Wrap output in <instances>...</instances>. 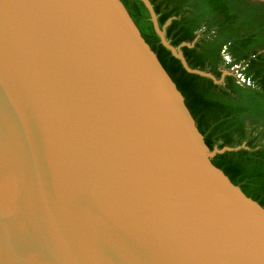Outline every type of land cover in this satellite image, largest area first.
Instances as JSON below:
<instances>
[{"label": "water", "instance_id": "1", "mask_svg": "<svg viewBox=\"0 0 264 264\" xmlns=\"http://www.w3.org/2000/svg\"><path fill=\"white\" fill-rule=\"evenodd\" d=\"M138 1L187 73L229 75ZM239 148L205 145L121 0H0V264H264V208L211 163Z\"/></svg>", "mask_w": 264, "mask_h": 264}, {"label": "trees", "instance_id": "2", "mask_svg": "<svg viewBox=\"0 0 264 264\" xmlns=\"http://www.w3.org/2000/svg\"><path fill=\"white\" fill-rule=\"evenodd\" d=\"M159 27L173 18L165 37L182 47L191 69L220 80L223 70L238 67L245 82L226 75L220 84L187 73L155 34L138 0H121L141 36L184 98L205 145L237 148L215 155L211 163L264 208V1L149 0ZM229 57V61L224 60ZM245 144V147H241Z\"/></svg>", "mask_w": 264, "mask_h": 264}, {"label": "rangeland", "instance_id": "3", "mask_svg": "<svg viewBox=\"0 0 264 264\" xmlns=\"http://www.w3.org/2000/svg\"><path fill=\"white\" fill-rule=\"evenodd\" d=\"M254 1H264V0H254ZM223 72H224V73H227V74H229V75H234V76L237 75V74H236V70H235V68L232 69V70H223Z\"/></svg>", "mask_w": 264, "mask_h": 264}, {"label": "flooded vegetation", "instance_id": "4", "mask_svg": "<svg viewBox=\"0 0 264 264\" xmlns=\"http://www.w3.org/2000/svg\"><path fill=\"white\" fill-rule=\"evenodd\" d=\"M224 60L226 62V59H224ZM227 61H229V57L228 56H227ZM237 69H238V67L235 66V70H237ZM235 77L240 83L243 82L242 76L240 74H237Z\"/></svg>", "mask_w": 264, "mask_h": 264}, {"label": "built area", "instance_id": "5", "mask_svg": "<svg viewBox=\"0 0 264 264\" xmlns=\"http://www.w3.org/2000/svg\"><path fill=\"white\" fill-rule=\"evenodd\" d=\"M224 59H226V61H227V56H224ZM243 79V78H242ZM243 82H245V80L243 79Z\"/></svg>", "mask_w": 264, "mask_h": 264}]
</instances>
